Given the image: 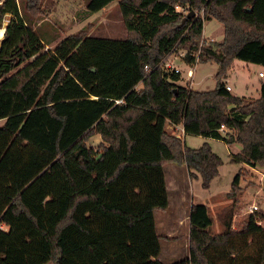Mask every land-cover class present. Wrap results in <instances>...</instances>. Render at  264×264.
<instances>
[{
  "label": "trees",
  "instance_id": "1",
  "mask_svg": "<svg viewBox=\"0 0 264 264\" xmlns=\"http://www.w3.org/2000/svg\"><path fill=\"white\" fill-rule=\"evenodd\" d=\"M115 3L126 38L81 32L45 51L26 19L42 13L41 0H0V29L9 17L0 45V264H163L155 212L170 206L164 167L185 166L209 189L223 165L209 143L190 148L168 125L238 143L231 162L264 166V80L254 101L223 80L235 60L264 68V0H89L87 11ZM212 20L224 26L220 43L201 40ZM180 50L189 65H218L214 90L180 85L165 68ZM96 135L98 148L89 145ZM263 220L252 214L239 231L227 223L212 235L210 209L194 205L190 257L175 264H264Z\"/></svg>",
  "mask_w": 264,
  "mask_h": 264
},
{
  "label": "rangeland",
  "instance_id": "2",
  "mask_svg": "<svg viewBox=\"0 0 264 264\" xmlns=\"http://www.w3.org/2000/svg\"><path fill=\"white\" fill-rule=\"evenodd\" d=\"M88 2L89 0H41L42 13L36 16L29 14L26 17L28 22H32L36 34L44 40L45 51L53 50L56 44L65 37L77 35L81 32L88 36L101 38L124 39L128 36L119 6L116 3L99 13L90 14L87 11ZM179 10L180 12L186 11L181 7H179ZM8 23L9 17L7 16L1 27L3 32L4 29L6 30ZM223 39L224 26L220 22L212 20L205 23L202 41L213 43L221 42ZM50 41L53 42L49 43ZM183 51L176 52L171 58L174 65L181 69L183 75L186 76L191 65L187 64L182 57L181 53ZM191 68H195V74L192 77L193 85L191 86L193 90L212 91L215 89L217 84L215 76L219 68L217 64L197 62ZM259 70L261 68L255 64L235 60L226 79L233 88L232 94L246 96L245 98L249 101L257 100L260 97V91L257 90L259 88L257 84L260 82ZM260 79L264 80V78ZM3 123V121L0 122V125ZM168 131L172 134L177 133L176 130L173 132L168 129ZM222 133L228 137L230 136V132L227 130ZM189 139V145L194 148H199L203 144L202 137L191 136ZM101 143V137L98 135L91 137L89 140V145L94 148H98ZM213 148L223 160V166L220 167V177L211 184L209 189L202 187L201 179L193 180L190 185L188 183L182 184L180 181V194L177 195L176 192H171L170 199L171 213L174 216L185 210L190 202L194 205L210 204L211 208H208L213 218V225L210 227L209 232L212 235H217L225 231L227 223L231 224L233 230L239 231L241 229L240 225L252 215L247 214L251 206L258 208L253 214L264 217V166L250 168L243 163L231 162L227 146L224 143L215 142ZM168 167L170 166L167 165L166 168ZM242 171L240 185L235 192V197L230 198L228 194L232 189V182L236 174ZM172 221H174V217ZM258 224L264 228V220ZM189 235V233L183 234L182 231L179 234V241L174 247V250L177 251L176 254H179V256H184L187 253L188 245L190 248ZM161 247L163 262L175 264L170 263L172 262L171 257L175 255L174 250H171V245L161 241Z\"/></svg>",
  "mask_w": 264,
  "mask_h": 264
},
{
  "label": "crops",
  "instance_id": "3",
  "mask_svg": "<svg viewBox=\"0 0 264 264\" xmlns=\"http://www.w3.org/2000/svg\"><path fill=\"white\" fill-rule=\"evenodd\" d=\"M116 4L118 5V3H116ZM113 5H115V4H113ZM113 5H111V6H113ZM104 10H106V9H104ZM177 11L180 12L179 7H178ZM203 33H204V31H203ZM217 43H220V42H217ZM183 54H185V50L183 51V53H181L182 57H184ZM171 57H169L167 59V61L174 65L173 60H172ZM256 66H258V65H256ZM174 67L177 68L179 71H181V74H180L181 75V78H180L181 81L179 82V84L180 85L190 84V86H192L193 85V82H192L193 78H189L188 75H189V72H190L191 69L193 70V75L195 74V68L194 69L191 68V67H193V65H191V67L188 69L186 76L183 75V71L181 69H179L175 65H174ZM259 67L261 68V70L258 71V77H259V81H260L259 84H257L258 87H259L257 89L258 92L261 89V83H262V80L260 79L259 74L261 72H264V68L261 67V66H259ZM247 68H249V66H247ZM227 78H228V74L223 80L226 83V85L230 86V84L226 81ZM230 87H231V93H233V88H232V86H230ZM235 96H237V95L235 94ZM239 97H242V96H239ZM244 97H246V96H244ZM167 129H169L170 131H173V132H174V130H176L178 134L174 132V135H177L179 138H182L184 140L185 144L188 147L193 148V149H198V148H194L193 146L189 145V140H190L189 138L191 136L192 137L201 138V136L186 134V132L184 131L182 126L173 127L171 125H168ZM223 135H225V134H223ZM215 142H221V143L226 144L227 149H228V156H229L230 161H231L233 155L239 154L242 151V146L240 144H238V143L233 142V143L228 144V143H226L223 140L203 138V144L204 143H209L210 146L212 147V150H213L214 153H216L214 148H213ZM216 154L219 156L218 153H216ZM168 166H170V167H168V168H166V166L164 167V171H165L166 183H167V188H168L170 206H169L168 210H166V211H156L155 212V222H156L157 233H158L159 236L162 237L161 241L169 243L171 245V250H174V247H176L175 245L179 241V234H181V231L185 235H186V233H190V214H191L192 206H194V204L190 202V205L185 210L180 211L181 212V213L179 212L180 214L177 213V215L174 216L171 213L172 205H171L170 193L171 192H176L177 195L180 194L179 193V182L180 181L182 182V184L188 183L190 185L193 180H198V179L200 180V178H193L191 176L192 172L190 170H188L185 166H178V165H173V164H170ZM221 168L219 169V176L217 178H215L213 180V182L220 177ZM188 203H189V201H188ZM203 205H206L209 208H211L209 206L210 204L209 205L208 204H203ZM183 206H185V205H183ZM173 217H174V221L175 222L172 221ZM188 242H189V236H188ZM176 252L177 251L174 250V254L175 255L173 257H171V261L172 262H170V263H176V262H178L180 260L187 259V258L190 257L189 245H188V251H187V253L184 256H179V254H176ZM178 257H182V258H178ZM158 259L163 264H166V263L163 262L162 251H161V254H160Z\"/></svg>",
  "mask_w": 264,
  "mask_h": 264
},
{
  "label": "built area",
  "instance_id": "4",
  "mask_svg": "<svg viewBox=\"0 0 264 264\" xmlns=\"http://www.w3.org/2000/svg\"><path fill=\"white\" fill-rule=\"evenodd\" d=\"M177 9H178V7H177ZM5 29H4V32H3V38H4V36H5ZM3 38L2 39H0V45H1V41L3 40ZM184 56H185V54H183ZM165 68L166 69H168V70H171V71H175V73H178V74H180L181 73V71H179L177 68H175L174 67V65L173 64H171V63H169L168 61H166V63H165ZM259 76H260V78H264V72H261L260 74H259ZM188 77L189 78H192L193 77V70L191 69L190 70V72H189V75H188ZM226 88H227V90L229 91V92H231V87L230 86H226ZM225 128H224V126H222V128H221V132H225ZM257 207L256 206H251L250 207V210H249V212L247 213V214H253V213H255L256 211H257Z\"/></svg>",
  "mask_w": 264,
  "mask_h": 264
},
{
  "label": "water",
  "instance_id": "5",
  "mask_svg": "<svg viewBox=\"0 0 264 264\" xmlns=\"http://www.w3.org/2000/svg\"><path fill=\"white\" fill-rule=\"evenodd\" d=\"M194 15H195V13H194V12H191V13L186 17V19H184L183 22H185V20H187L188 18L193 17Z\"/></svg>",
  "mask_w": 264,
  "mask_h": 264
},
{
  "label": "clouds",
  "instance_id": "6",
  "mask_svg": "<svg viewBox=\"0 0 264 264\" xmlns=\"http://www.w3.org/2000/svg\"><path fill=\"white\" fill-rule=\"evenodd\" d=\"M3 38V33L2 32H0V39H2Z\"/></svg>",
  "mask_w": 264,
  "mask_h": 264
},
{
  "label": "bare ground",
  "instance_id": "7",
  "mask_svg": "<svg viewBox=\"0 0 264 264\" xmlns=\"http://www.w3.org/2000/svg\"><path fill=\"white\" fill-rule=\"evenodd\" d=\"M0 32H2V33H3V30H2V28L0 29Z\"/></svg>",
  "mask_w": 264,
  "mask_h": 264
}]
</instances>
